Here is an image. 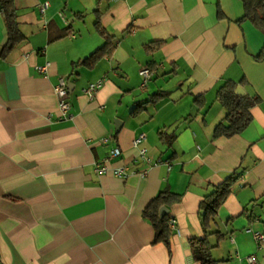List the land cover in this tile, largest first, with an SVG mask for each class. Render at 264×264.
I'll return each mask as SVG.
<instances>
[{
  "label": "crops",
  "instance_id": "crops-1",
  "mask_svg": "<svg viewBox=\"0 0 264 264\" xmlns=\"http://www.w3.org/2000/svg\"><path fill=\"white\" fill-rule=\"evenodd\" d=\"M14 1L25 39L0 57V264H200L190 240L206 233L219 264H251L253 254L264 264L254 235L264 232V32L238 22L243 2ZM97 17L114 50L93 68L74 67L105 42ZM7 39L0 15V49ZM156 41L163 44L148 53ZM145 67L152 75L142 87ZM61 77L73 86L67 120L58 119L54 91ZM99 80L90 99L84 89ZM229 80L261 101L241 134L216 138L227 113L216 96ZM157 92L164 97L131 114ZM142 132L151 166L134 163ZM116 147L122 157L109 165L130 166L136 173L127 179L96 170ZM233 173L232 192L206 230L201 202ZM166 188L182 195L168 208L170 246L154 243L143 214Z\"/></svg>",
  "mask_w": 264,
  "mask_h": 264
},
{
  "label": "trees",
  "instance_id": "trees-1",
  "mask_svg": "<svg viewBox=\"0 0 264 264\" xmlns=\"http://www.w3.org/2000/svg\"><path fill=\"white\" fill-rule=\"evenodd\" d=\"M241 1L243 2L245 12L238 22L242 23L248 20L264 32V0ZM0 15L4 19L8 36L6 44L0 49V57L7 58L11 51L24 41L25 35L19 26L17 8L14 0H0ZM95 28L104 38V44L82 61L74 63V67L85 66L87 68H93L100 59L112 54L114 50L113 37L102 26L99 17H97L95 22ZM162 44V41L151 42L145 46V50L148 53H152ZM263 57L264 48L257 58L263 59ZM236 85L237 83L235 81L229 80L225 82L217 92L216 99L226 109L227 113L225 121L218 123L214 128L213 136L216 138H231L241 134L252 122V108L261 101L260 97L257 95L238 94L236 92ZM163 97L164 94L162 92L153 94L147 101L138 102L132 109L131 114H139L145 109L147 104L156 103ZM194 101L195 104L200 107L204 103V97L202 95L196 96ZM160 135L162 139L165 138L164 134ZM236 179V174H231L224 181L215 186L214 190L202 200L201 210L203 211V225L206 230L210 227L220 207L232 192V187ZM181 198V194H177L166 188L153 198L144 209V216L152 222L155 229L154 243H164L170 246V238L173 232L169 223L171 217L169 212L161 216V209L163 207L169 208L173 203L180 201ZM190 244L195 261L200 264L220 263L212 255L213 245L210 243L207 233L203 238H192Z\"/></svg>",
  "mask_w": 264,
  "mask_h": 264
},
{
  "label": "built area",
  "instance_id": "built-area-1",
  "mask_svg": "<svg viewBox=\"0 0 264 264\" xmlns=\"http://www.w3.org/2000/svg\"><path fill=\"white\" fill-rule=\"evenodd\" d=\"M48 6V2H45L40 5V11L44 13L45 9ZM49 63L45 66L38 67L40 71H46L48 68ZM140 74L143 77L142 87H145L149 82L152 72L149 68L145 67L140 71ZM104 80H99L97 82L90 83L85 89L84 92L88 95L90 99H93L96 95L97 91L102 87ZM54 91L58 98L59 104V120H67L71 119L73 115L71 114V102L69 100L70 88H69V81L67 78L61 77L58 83L54 86ZM108 138H104L103 142H107ZM146 140V133H140L134 140H133V147L138 149L139 155L137 158L134 159V163L136 164L140 159L143 160L147 165L151 166L154 164L153 159L148 155V150L145 146H143L144 141ZM122 157V150L119 147L114 148L109 157L103 160L102 162H96V170L100 174L107 173L112 171V173L120 178L127 179L133 173H136L135 170H132L130 166L126 164H122L119 166H110L109 161L113 158ZM170 166V165H169ZM148 173V168L142 171H139L141 177L146 176ZM170 226L172 229H175V223L173 219L169 221ZM255 239L258 243V247H264V232L255 231L254 232ZM247 260L251 264H260L257 260L256 255H250L247 257Z\"/></svg>",
  "mask_w": 264,
  "mask_h": 264
},
{
  "label": "water",
  "instance_id": "water-1",
  "mask_svg": "<svg viewBox=\"0 0 264 264\" xmlns=\"http://www.w3.org/2000/svg\"><path fill=\"white\" fill-rule=\"evenodd\" d=\"M69 88H70V91H71L72 88H73L72 84H70V83H69ZM122 124H123L122 121H120V120H117V121H116L117 131H120V129H121V127H122ZM167 212H168V208L163 207V208L161 209V216H164Z\"/></svg>",
  "mask_w": 264,
  "mask_h": 264
}]
</instances>
